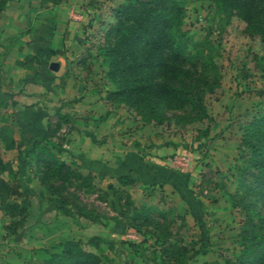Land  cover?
I'll return each mask as SVG.
<instances>
[{"label":"rangeland","instance_id":"obj_1","mask_svg":"<svg viewBox=\"0 0 264 264\" xmlns=\"http://www.w3.org/2000/svg\"><path fill=\"white\" fill-rule=\"evenodd\" d=\"M119 1L7 0L0 10V95L6 93L8 102L0 105V123L16 140L15 146L1 148V155L10 159L21 192L6 198L16 203L13 214L0 205V264H38L39 248L51 241L84 242L90 236L98 238V248L86 247L100 252L105 264H170L171 257L161 251L169 244L186 264L222 261L238 250L239 232L248 226L240 202L248 200L264 214V184L254 179L239 144V125L264 108V42L248 35L245 21L215 1L184 0L181 28L191 38L187 52L207 55L218 68L219 86L205 96L210 119L141 124L123 103L104 98L114 83L98 46ZM18 57H27L32 67L17 64ZM50 61L57 62L56 69L49 68ZM29 72L39 80L51 76L48 104L72 120H61L50 108L47 140L57 144L52 151L70 168L90 171L89 184L55 176L42 182L27 160L36 130L20 125L35 115L21 111L24 104L34 108L37 98L42 103L43 94H36L44 90L20 80ZM205 124L208 135L199 136ZM154 145L177 180L144 185L129 174L125 160L131 159L125 153L144 155ZM119 174L134 182L123 184ZM60 197L62 205L50 201ZM127 201L151 208L159 230L130 226Z\"/></svg>","mask_w":264,"mask_h":264},{"label":"trees","instance_id":"obj_2","mask_svg":"<svg viewBox=\"0 0 264 264\" xmlns=\"http://www.w3.org/2000/svg\"><path fill=\"white\" fill-rule=\"evenodd\" d=\"M229 14H237L246 23L245 32L257 35L264 42V0H213ZM7 0H0V10ZM184 0H120L111 8L113 20L102 32L99 43L101 59L106 63L107 77L114 83L105 92V100L112 104L123 103L141 124H175L209 120L205 96L219 86L217 66L207 55L189 54L187 43L191 41L181 28ZM196 59L188 63L186 56ZM203 61L198 63V59ZM33 58V56H29ZM28 58L17 60L23 64ZM180 111L175 113L174 111ZM61 120H72L71 114L59 112ZM47 129L48 125L46 123ZM199 136L208 135V125L198 128ZM241 156L254 169V179L264 184V108L250 114L239 125ZM49 131V129H48ZM27 160L33 164L40 181L55 176L61 180L80 178L85 184L91 179L90 171L81 173L57 157L52 148L56 143L43 138H34ZM7 124H0V205L14 213L16 203L8 196L16 197L21 192L12 169L10 159H4L1 148L15 146ZM4 174V176H3ZM123 184H132L133 177L127 174L116 176ZM110 189H113L112 187ZM264 194V192H263ZM52 203L62 205L63 199L52 198ZM129 215L127 223L139 229L140 225L157 222L151 217V208L144 204L134 205L127 201ZM248 226L239 232L241 241L233 256L222 261H203L201 264H264V214L250 201L240 202ZM23 207L18 209L22 212ZM158 232V231H157ZM98 238L88 237L84 242L74 238L51 241L39 248L38 264H105L103 255L86 247L98 248ZM130 242H128L129 244ZM170 258V264H186L176 246L169 244L161 248Z\"/></svg>","mask_w":264,"mask_h":264},{"label":"crops","instance_id":"obj_3","mask_svg":"<svg viewBox=\"0 0 264 264\" xmlns=\"http://www.w3.org/2000/svg\"><path fill=\"white\" fill-rule=\"evenodd\" d=\"M36 20V19H35ZM33 26L36 27V21H34ZM49 49V48H47ZM37 54V53H36ZM34 55V54H32ZM24 58H17V60H23ZM16 60V61H17ZM15 61V62H16ZM37 62H41L43 61L40 60L38 61V59H36ZM18 64V63H17ZM39 64V65H40ZM22 67L27 68V67H32V65L30 63H28V61L24 62L23 64H20ZM34 70H36V72L38 71V68H34ZM37 74V73H36ZM23 78V79H22ZM34 74L32 73H27L25 74L23 77H21V81L25 82V83H32V84H36L39 85L41 87L44 88V90L42 92H39V94L37 93L36 95H40L43 94L42 98V103L40 102V98L36 99V105L34 106V108H32L30 105H34L33 103H29V104H24L25 107V111L22 110L21 112L24 113L25 115L30 116V114H34L35 119L33 120H26V122L22 121L20 128L22 126V129L25 130H29V131H33L36 130V136H33L32 139L34 138H43L45 140H47L48 137V129L46 126V119H47V114L49 113V109L54 107L56 108V106H52V104H48L49 102V98H46L49 94L50 91H48L47 89H50V79L51 76H45V80H39L36 76V79H34ZM7 94L3 93V95H0V105H6L8 104L6 98ZM40 97V96H39ZM23 105V106H24ZM22 106V107H23ZM33 110V111H32ZM26 111H28L26 113ZM61 113L66 112L65 110H61ZM29 119V118H28ZM24 123H26V126H24ZM0 124H5V122H1ZM158 149V145H154L151 146V148L149 149L148 152H145L146 154H142L140 152H138L137 150L134 151H129L131 154L133 155L131 158H127L128 157V153H125V159H131V160H125L126 164L128 165V169L130 170L129 174H131L132 176L135 177V179L137 181H139L141 184L147 185V184H152V183H158V184H162L164 185V183H169V181H174L177 180L178 178V173L172 169H170L167 165H165L166 163H164L161 159H163V153L157 151ZM124 154V153H122ZM105 162V160L103 161ZM121 162V161H120ZM118 162L120 165L125 164L124 162L120 163Z\"/></svg>","mask_w":264,"mask_h":264},{"label":"water","instance_id":"obj_4","mask_svg":"<svg viewBox=\"0 0 264 264\" xmlns=\"http://www.w3.org/2000/svg\"><path fill=\"white\" fill-rule=\"evenodd\" d=\"M57 65H58L57 62H55V61H50L48 64L50 69H56Z\"/></svg>","mask_w":264,"mask_h":264}]
</instances>
